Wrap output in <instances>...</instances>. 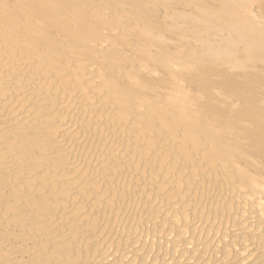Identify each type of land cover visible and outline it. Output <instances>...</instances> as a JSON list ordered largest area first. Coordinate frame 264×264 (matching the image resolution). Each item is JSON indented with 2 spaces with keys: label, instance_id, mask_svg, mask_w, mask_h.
<instances>
[{
  "label": "bare ground",
  "instance_id": "1",
  "mask_svg": "<svg viewBox=\"0 0 264 264\" xmlns=\"http://www.w3.org/2000/svg\"><path fill=\"white\" fill-rule=\"evenodd\" d=\"M254 1L0 0V264H264Z\"/></svg>",
  "mask_w": 264,
  "mask_h": 264
},
{
  "label": "rangeland",
  "instance_id": "2",
  "mask_svg": "<svg viewBox=\"0 0 264 264\" xmlns=\"http://www.w3.org/2000/svg\"><path fill=\"white\" fill-rule=\"evenodd\" d=\"M261 1H262V0H256V1L252 2V3L250 4L251 7H252V9H255L254 7L258 4V2H261ZM263 3H264V2H262V4H263ZM259 6H260L259 9H262V5H259ZM253 11L255 12V11H257V10H253ZM128 42L130 43L131 40L129 39ZM168 46H169L171 49H177V50H179L180 53H181V55L184 54V48H183V47H182V48H179V46H178V44H177L176 42H169V43H168ZM152 49L155 50L156 52L158 51V49L155 48V47H152ZM126 52H127V51H126ZM157 75H158V71H157ZM165 79H166V77H165ZM174 81H175V80H174V77H170V78H169V83H164V82L160 83L161 85H160V88H159V94H160L161 96L165 97V98H169V94H170V93H173L174 90L180 89V87H178V86L175 85V84H172V85H171V82H174ZM179 85L182 86L183 91H185V90L187 89V87H186L184 84H179ZM184 86H185V87H184ZM186 91H187V90H186ZM193 102L196 104V102H195L194 100H193V101L189 100L190 105L193 104ZM262 171H264V169H263Z\"/></svg>",
  "mask_w": 264,
  "mask_h": 264
}]
</instances>
